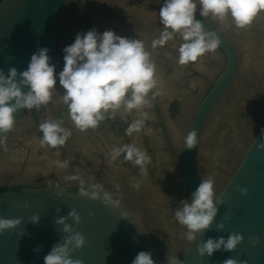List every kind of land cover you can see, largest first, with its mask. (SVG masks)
Here are the masks:
<instances>
[{
    "label": "clouds",
    "instance_id": "obj_1",
    "mask_svg": "<svg viewBox=\"0 0 264 264\" xmlns=\"http://www.w3.org/2000/svg\"><path fill=\"white\" fill-rule=\"evenodd\" d=\"M198 6L199 15L203 18L211 17L220 22L230 18L235 27L245 28L259 12L264 11V0H163L159 10V23L163 29L159 37L152 41V49L164 46L178 34L183 41L178 48V64L194 63L206 53L214 52L220 44L219 37L216 32L206 30L204 24L196 19ZM48 52L49 49L41 48L34 53L24 71L10 67L5 73L0 69V146L5 145V134L14 127L15 114L24 109L39 110L48 105L53 90H57V81L64 90L62 102L74 127L79 131L96 129L106 116L114 118L121 108L129 113L133 110L139 113V118L128 124L125 135L131 136L141 131L149 118L148 113L142 109L149 105V93L159 83L156 65L142 40L123 37L112 30L100 33L91 29L83 34L78 33L74 42L63 49L64 66L58 73L56 66L50 63ZM155 95H159V92H154L153 97ZM38 127L42 133L41 145L52 148L65 145L72 135L71 129L63 127L59 120H45ZM196 139L197 131L193 129L185 137V148L194 147ZM261 140L257 147L264 150V134ZM121 155L124 160L139 166L142 175H147V164L151 157L145 150L135 144H125L110 152L113 161ZM66 163L60 166L64 167ZM69 179L80 178L72 176ZM214 183L213 177L203 179L191 196L181 201L182 206L175 210V219L186 229L184 238L188 241L196 242L218 214L217 206L222 200L215 196ZM133 187L138 189L139 182ZM239 190L242 194L247 193L246 188ZM79 195L93 200L102 199L105 205L119 207V202L108 192L102 191L99 185L86 187L83 180H80ZM69 218L75 224L81 223V216L76 209L55 220L56 225L62 226L64 235L44 257V264H83L81 260H74L72 253L84 246L85 237L67 223ZM32 222L38 223L39 216L34 215ZM20 223V219L0 218V233ZM224 227L223 223L217 224L220 230ZM242 240L243 237L236 233L226 239L210 237L197 245V252L201 257H211L214 252L222 249L234 250ZM132 264L155 262L150 252L140 251ZM168 264H180V261L173 257L168 260ZM224 264L238 262L226 259Z\"/></svg>",
    "mask_w": 264,
    "mask_h": 264
},
{
    "label": "water",
    "instance_id": "obj_2",
    "mask_svg": "<svg viewBox=\"0 0 264 264\" xmlns=\"http://www.w3.org/2000/svg\"><path fill=\"white\" fill-rule=\"evenodd\" d=\"M163 0H1L0 68L24 71L31 56L49 49L56 72L64 66L63 49L78 33L91 29L140 39L156 65L158 87L149 103L176 107L264 113V11L245 28L230 18L224 22L203 18L206 30L217 33L220 44L197 62L180 65L177 34L164 46L152 49L163 26ZM59 85V82L57 81ZM154 92L159 95L153 97Z\"/></svg>",
    "mask_w": 264,
    "mask_h": 264
},
{
    "label": "trees",
    "instance_id": "obj_3",
    "mask_svg": "<svg viewBox=\"0 0 264 264\" xmlns=\"http://www.w3.org/2000/svg\"><path fill=\"white\" fill-rule=\"evenodd\" d=\"M1 1V0H0Z\"/></svg>",
    "mask_w": 264,
    "mask_h": 264
}]
</instances>
